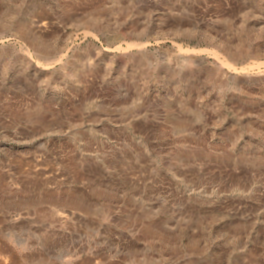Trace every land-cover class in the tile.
<instances>
[{"label": "rangeland", "instance_id": "rangeland-1", "mask_svg": "<svg viewBox=\"0 0 264 264\" xmlns=\"http://www.w3.org/2000/svg\"><path fill=\"white\" fill-rule=\"evenodd\" d=\"M0 264H264V0H0Z\"/></svg>", "mask_w": 264, "mask_h": 264}, {"label": "bare ground", "instance_id": "bare-ground-1", "mask_svg": "<svg viewBox=\"0 0 264 264\" xmlns=\"http://www.w3.org/2000/svg\"><path fill=\"white\" fill-rule=\"evenodd\" d=\"M122 49V46L121 45H119V46H117L116 48H114L113 50H115V51H119V50H121ZM194 50H190V49H187L186 50V52H193Z\"/></svg>", "mask_w": 264, "mask_h": 264}]
</instances>
